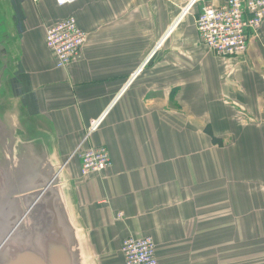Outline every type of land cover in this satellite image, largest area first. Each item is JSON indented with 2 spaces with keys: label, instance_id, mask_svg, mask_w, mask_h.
<instances>
[{
  "label": "crops",
  "instance_id": "crops-1",
  "mask_svg": "<svg viewBox=\"0 0 264 264\" xmlns=\"http://www.w3.org/2000/svg\"><path fill=\"white\" fill-rule=\"evenodd\" d=\"M206 3L222 0H0L4 214L14 168L59 173L37 261L126 264L133 235L155 239L159 264H264V23L244 55L218 56L196 27ZM70 17L88 40L61 68L46 32ZM82 142L112 166L84 176Z\"/></svg>",
  "mask_w": 264,
  "mask_h": 264
},
{
  "label": "built area",
  "instance_id": "built-area-1",
  "mask_svg": "<svg viewBox=\"0 0 264 264\" xmlns=\"http://www.w3.org/2000/svg\"><path fill=\"white\" fill-rule=\"evenodd\" d=\"M59 4L79 0H57ZM264 23V0H222L221 4H207L196 19L200 39L215 54L223 57L243 55L248 51L252 36H257ZM88 40L87 33L75 17L49 26L47 46L55 55L57 65L67 67L81 54ZM101 120L93 123L89 134L96 130ZM81 173L87 176L100 173L113 164L110 151L105 146L81 149ZM123 214L118 217L122 218ZM126 264H159L156 242L152 236H128L122 247Z\"/></svg>",
  "mask_w": 264,
  "mask_h": 264
},
{
  "label": "water",
  "instance_id": "water-1",
  "mask_svg": "<svg viewBox=\"0 0 264 264\" xmlns=\"http://www.w3.org/2000/svg\"><path fill=\"white\" fill-rule=\"evenodd\" d=\"M33 169L34 168H30L25 172H21L20 170L14 168L13 173L18 176V178L16 176L14 177L13 186L14 189H18V191H16L13 197H11V205L6 207L7 214H4V208L0 206V264H67V261L62 260L63 254H58V257H56L55 260L50 259L45 262L37 261V254L42 249V245L38 246L36 243L39 234H41V238L43 240L42 229L37 227V223L40 224L42 219H44V221L47 220L56 212L54 208L55 196L50 195L48 190L55 184L59 173L55 172L49 180L45 181L42 179V175L38 174L36 171L30 174ZM28 175L29 178L26 180H28L30 186L32 185L35 187V189L32 190L35 195L34 197L26 198L25 194L20 191L21 182L18 179H20V176L24 178ZM39 203H42L39 210L44 208L42 213H40L39 210L35 212ZM14 211H20L21 213L19 216L21 219L18 221L16 226H14V222L12 220ZM30 215H32V220L28 224V229L20 237V240L17 238L11 239L10 235L12 236L21 220L24 217L28 218ZM48 233L50 241L56 242L57 245L55 247L60 248L61 242H63L65 238L63 234H57L56 228L49 230ZM23 237H26L29 241V246L27 248H24L21 244V239ZM25 254H28L29 259L31 260H26ZM33 257L34 259H32Z\"/></svg>",
  "mask_w": 264,
  "mask_h": 264
},
{
  "label": "rangeland",
  "instance_id": "rangeland-1",
  "mask_svg": "<svg viewBox=\"0 0 264 264\" xmlns=\"http://www.w3.org/2000/svg\"><path fill=\"white\" fill-rule=\"evenodd\" d=\"M76 152H78V151L76 150ZM78 154H79V152H78ZM91 174H93V173H91ZM41 204L42 203H39L38 204V207H36L35 212L37 210H39V208L41 207ZM20 215H21L20 211H14V213H13V219H12L13 222H14V226H16V224L18 223V221L21 219V217H19ZM31 220H32V215H30L28 218L24 217L21 220V222L18 224V226L16 227V229L14 230L12 236L10 235L11 239H16L17 238V239L20 240V237L22 236V234L28 229V224L31 222ZM124 259H125V256H124ZM125 263H126V260H125Z\"/></svg>",
  "mask_w": 264,
  "mask_h": 264
},
{
  "label": "trees",
  "instance_id": "trees-1",
  "mask_svg": "<svg viewBox=\"0 0 264 264\" xmlns=\"http://www.w3.org/2000/svg\"><path fill=\"white\" fill-rule=\"evenodd\" d=\"M206 133H208L211 136V138H212V140H213L214 143L219 144L220 146L223 145L222 139L214 135V133L211 130V127L210 126H208L206 128Z\"/></svg>",
  "mask_w": 264,
  "mask_h": 264
}]
</instances>
